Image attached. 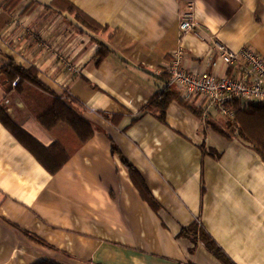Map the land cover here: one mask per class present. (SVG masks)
Returning <instances> with one entry per match:
<instances>
[{"label":"crops","instance_id":"obj_1","mask_svg":"<svg viewBox=\"0 0 264 264\" xmlns=\"http://www.w3.org/2000/svg\"><path fill=\"white\" fill-rule=\"evenodd\" d=\"M54 1L0 0V70L36 67L53 93L78 100L94 136L52 175L0 123V264H224L180 236L194 223L232 263L264 264L262 157L212 128L234 118L183 97L166 70L180 50L188 73L230 74L215 39L264 60V0H66L100 34ZM190 3L198 27L183 34ZM100 43L110 52L97 65ZM168 89L201 116L176 100L165 123L145 110ZM0 106L42 147L72 151L68 130L42 127L1 72Z\"/></svg>","mask_w":264,"mask_h":264},{"label":"trees","instance_id":"obj_2","mask_svg":"<svg viewBox=\"0 0 264 264\" xmlns=\"http://www.w3.org/2000/svg\"><path fill=\"white\" fill-rule=\"evenodd\" d=\"M19 0H15L17 4ZM58 9L68 12L90 32L94 34L105 33L107 29L101 28L90 17L82 13L66 0H56L52 2ZM109 48L100 43L96 53V64L100 65L108 56ZM3 78L10 86L18 80L16 91L24 101L30 106L32 112L39 123L47 131L53 132L59 127H64L68 131V141L72 140V151L67 150L61 141L51 147H42L36 139L20 129L12 120L7 110L0 106V123H2L23 145L28 149L42 164L43 168L52 175H56L62 170L64 165L75 153L84 146L94 136L93 129L78 114V100L70 94L58 96L53 93L39 77V70L36 67L27 70L10 62L0 70ZM176 100L183 106L187 107L194 115L201 116V111L191 106L188 102L183 101L180 94L173 90H166L162 94L156 95L146 106L145 110L153 113L163 123L166 122V111L171 101ZM232 107L235 110L234 120L227 118L220 119L219 123H213L210 126L217 132L224 135L227 139H240L250 145L254 151L258 152L264 161V105H255L249 103L242 105L239 101L235 102ZM114 151L118 150L114 147ZM123 162L128 166L131 173H135L133 167L128 163L125 157ZM182 237L190 239L193 243H202L204 246L221 260L224 264H234L225 256L226 254L215 243V240L209 235L203 225L194 223L189 228L181 231ZM37 241L44 243L41 239ZM51 264V263H41Z\"/></svg>","mask_w":264,"mask_h":264},{"label":"built area","instance_id":"obj_3","mask_svg":"<svg viewBox=\"0 0 264 264\" xmlns=\"http://www.w3.org/2000/svg\"><path fill=\"white\" fill-rule=\"evenodd\" d=\"M194 4L180 15V29L183 34L194 33L198 24L194 16ZM213 56L225 63L230 74L218 77L209 72L188 73L182 63L183 52L178 50L167 63L166 70L171 82L189 99L196 96L202 103H208L222 115L234 118L232 105L237 102L264 105V60L250 47L233 51L220 40L213 42ZM214 58V57H213ZM216 64V63H215ZM16 80L13 85H17Z\"/></svg>","mask_w":264,"mask_h":264}]
</instances>
